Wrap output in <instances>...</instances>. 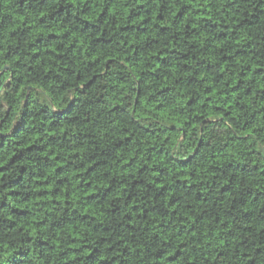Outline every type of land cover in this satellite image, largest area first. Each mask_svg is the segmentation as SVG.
I'll return each instance as SVG.
<instances>
[{
  "label": "clouds",
  "instance_id": "1",
  "mask_svg": "<svg viewBox=\"0 0 264 264\" xmlns=\"http://www.w3.org/2000/svg\"><path fill=\"white\" fill-rule=\"evenodd\" d=\"M257 2L47 0L40 5L35 0L36 7H25L21 12L15 0H7L4 11L14 19L6 29H0V45H3L0 72L5 65L12 64L17 69V77L23 80L19 87L14 81L13 87L5 88L12 72L0 76V101L4 104L0 107V134L11 133L21 119L29 100V88L33 92L28 102L31 115L26 126L44 127L43 131L10 136V146L0 150V167L12 162V157L21 149L36 143L47 144L50 136L62 137L68 143L62 140L49 144L42 153L54 163L43 177L36 178L45 183L34 182L32 190L39 192L47 188L45 195L18 205L9 196L14 205L31 208L33 215L19 221L13 229L0 228V264H12L23 247L31 251L20 264H68L77 257H87L92 248L86 245H95L102 236L109 242L100 260H109L112 264H121V261L123 264H197L198 259L199 264L205 261L207 264H264V219H256L257 215L264 214V204L251 201L247 205L237 204L243 188H264V118L245 126V113L264 108L260 95L264 93V74L256 76L252 71L264 68V13L254 23H244L257 11ZM62 3L72 5L71 19H66V11L59 13ZM140 5L151 11L133 16V10L138 11ZM186 5L190 7L185 10ZM208 20L217 25L215 30L203 26ZM82 21L98 25L99 30L80 31L84 26ZM130 25L135 27L129 31ZM29 26L31 30L22 42L12 36L17 29ZM189 26L198 31L186 36ZM144 27L149 31H140ZM165 27L170 31L161 33ZM224 31L228 35L217 39V34ZM177 33H180L179 39ZM42 35L55 38L41 47H32ZM106 37L114 39L104 44ZM210 39L212 47H208ZM149 40L159 43L146 48ZM95 41L101 43L94 44ZM9 45L20 47L10 59L6 58ZM246 46L250 54H238ZM138 47L141 49L139 60L136 59ZM172 49L189 55L164 65L161 61ZM36 53L41 55L33 61ZM226 55L235 59L226 60ZM60 56L68 59H58ZM201 60L207 63L201 66ZM208 63L214 65L211 70ZM182 64L190 67L182 70ZM248 65L252 70L245 71ZM49 72L55 73L56 78L46 82L44 75ZM192 77L195 82L188 83ZM141 87L144 92L138 105ZM166 88L170 90L171 101L159 95ZM193 97H199L195 104L190 103ZM74 100L76 106L59 124L55 123L57 117L48 115L45 119L41 112L42 105H47L50 112L64 111ZM9 106L11 112H8ZM121 107L125 110L120 111ZM221 119L228 123H215ZM77 136L83 137L81 142H77ZM169 157L192 159L189 165L178 166ZM19 163L22 162L12 163L7 173ZM31 163L35 166L37 161ZM230 164L233 167H228ZM236 164L254 167L256 175H246ZM145 165L148 170L142 173L140 170ZM157 166L169 169L159 181L155 178L159 175ZM58 168L66 170L57 173ZM5 174L0 172V184ZM141 176L144 185L134 189L132 182ZM64 177H67L64 183H56ZM114 179L116 188L112 187ZM177 180L212 193L211 200L202 203L189 195L187 188L177 191L175 187H166L175 185ZM226 184L234 187L225 195L219 190ZM165 188L164 195L157 199L156 193ZM7 191H0V198ZM133 191L134 198L125 203ZM219 196L223 199H218ZM174 197L176 200L172 203ZM114 201L124 206L120 220L128 212L135 210L143 214L149 207L159 206L168 212L164 215L157 211L150 219H135L133 222L139 231L97 232L98 222L113 223L109 210ZM65 209L75 219L63 228L50 231L52 220L62 216ZM241 209L251 211L253 216L237 227L235 217L229 213H239ZM0 217L15 219L8 209L0 210ZM45 217L48 223L38 229L37 222ZM162 222L168 225L167 231L161 227ZM193 224H196L194 229ZM229 230L237 233L231 241L223 236ZM27 236L32 240L23 239ZM38 237L54 246L45 249V256H41V249L35 244ZM108 248L112 251H107ZM125 248L128 254L124 253ZM69 249L82 251L61 255ZM257 249L261 251L258 253ZM161 252L162 255H157ZM49 255L50 261L46 259Z\"/></svg>",
  "mask_w": 264,
  "mask_h": 264
},
{
  "label": "trees",
  "instance_id": "2",
  "mask_svg": "<svg viewBox=\"0 0 264 264\" xmlns=\"http://www.w3.org/2000/svg\"><path fill=\"white\" fill-rule=\"evenodd\" d=\"M7 2V0H0V29H6L7 26L13 21L14 17L7 13L6 11H4V5ZM47 2V0H39L40 5H43ZM15 3L19 6L18 7V11L23 12L25 7L28 8H34L36 7V3L35 0H15ZM264 5V0H258V2L256 3V9L257 11L253 13V16L249 19H247L246 21H244L245 24H252L254 23L256 20L259 19L260 14L264 13V8H262L261 6ZM187 7H190V5H186L185 6V10ZM67 12V17L66 19H71L72 18V5L68 4H61L60 9H59V13L63 14L64 12ZM144 11H151V9H146V7L144 5H140L139 10H133V16L139 15L141 12ZM55 15V14H54ZM77 19H79V17H77ZM43 22V20L41 21ZM83 23V28L80 29V31H88V30H92V31H97L99 30L98 25L92 24L91 22L88 21H82ZM206 28H209L210 30H215L217 28V25L215 23H213L211 20H208L207 22L204 23L203 25ZM133 27L135 26H129V28L127 30H131ZM157 27H159V25H157ZM228 26L225 25V28H227ZM31 30L30 26L26 27V28H20L17 29L16 31L12 32V36H16L18 37V39L22 42L23 38L27 35V33ZM140 31H149V28L144 27V28H140ZM170 29L168 28H161V33H167L169 32ZM198 29H191V27L189 26V30L185 32L186 36H191L193 34V32H197ZM228 35L227 31L224 32H220L217 34V39H222L225 36ZM233 36H235V33H232ZM55 36H49L47 38H45L43 35L35 42V44L32 45V47H41L43 45H46L49 40L54 39ZM176 38L179 39L180 38V33L176 34ZM111 39H114V37L112 38H105L103 40L104 44H108L111 42ZM96 43H101L100 41H95L94 44ZM159 43V41H153V40H149L147 42V44L145 45L146 48H151L154 44ZM185 43H187V41H185ZM212 40L210 39L208 41V47H212ZM0 47H3V45H0ZM62 47V45H61ZM75 47V45L73 46ZM192 47H196L195 44L192 45ZM20 51V47L19 45L17 46H12L9 45V50L6 54V58H12L13 56H15L18 52ZM140 51L141 49L138 47L137 48V53H136V59L139 60L140 59ZM256 49H251V52H255ZM238 54H243V55H248L250 54L249 48L248 46L241 48L239 50ZM260 54V53H257ZM41 53H36L35 55H33L32 59L33 61H35L37 59L38 56H40ZM189 55V53H184L181 52L178 49H172L171 51H169L168 56L163 59L161 61V63H163L164 65H168L170 64L174 58L179 59V58H187V56ZM58 59H63V60H67L68 57L67 56H60L58 57ZM224 59L226 60H233L235 59V57L233 56H228L226 55L224 57ZM199 63L201 64V66H204L207 62L206 61H199ZM17 65L19 67H23V65L19 64V61H17ZM190 65L188 64H182L181 65V69H187L189 68ZM207 67L209 70H211L214 65L208 63ZM30 71H34V69H29ZM252 70L251 65L246 66L245 71H249ZM11 71L12 72V79L8 80L5 84L4 87L5 88H11L13 87V83L15 81V86L19 87L20 82L23 80V77H17L16 75V71L17 69L13 67L12 64H7L4 66V70L3 72H0V76L3 75L4 72H8ZM254 71V74L256 76H260L261 74H264V68H258ZM38 76L40 75L39 73L37 74ZM152 75H157L156 73H153ZM56 78L55 73L53 72H49L46 75H44V80L47 82L49 79H53ZM219 79V77H218ZM195 82V78H189L188 83H194ZM141 85H143V81L139 82ZM244 82L241 81V84H243ZM210 90V89H209ZM248 91H251V89H248ZM33 92L32 88H29V100L28 102H30L31 99V94ZM140 92V97L137 98V104L139 105L142 101H141V97L143 95L144 89L143 87H141L139 89ZM159 95H162L166 100L171 101L173 98L170 95V90L169 89H164L162 93H160ZM261 99H264V93H261ZM101 100H103V96L100 97ZM199 97H193L190 100V103L195 104L198 101ZM28 102H26L25 104V108L24 111L22 113L21 119L17 122V124L15 125V127L13 128L11 133L8 134H0V150H3L6 146H10V141H9V137L10 136H14V135H21L23 133H31L34 131H43V125H41L39 128L37 129H33L31 127H27V122L28 119L31 115V112L28 108ZM76 106V101L74 100L73 104H71L66 110L64 111H56V112H50L49 108L47 105H42L41 106V112L45 114V119H47L48 115H53L55 117H57L55 123L59 124L61 119L63 118H67V113H70L73 108ZM0 107H4V104L2 101H0ZM125 109L123 107L120 108V111H124ZM8 112H11V107H8ZM264 112V108L256 110V111H252L251 113H245V117H246V121H245V126H249L251 124H253L254 122H258L260 119L264 118L261 117V113ZM208 123V122H206ZM215 123H219L221 125L227 124L228 121L225 119H221L220 121H216ZM175 127V126H174ZM177 131L179 130L178 128L176 129ZM154 131H159L154 130ZM77 140V142H81L83 137L81 136H77L75 138ZM238 139L244 140L246 139V137H239ZM64 141V143H68L67 140H65L62 137L59 136H50L48 139L47 144H40V143H36L34 145H32L30 148H26V149H21L17 152V154L15 156L12 157V162H10L7 165H4L2 167H0V172H5L6 174L3 176V184H0V191H3L4 189H8V191L5 193V195L3 196V198H0V210L2 209H8L12 215L15 217V219H6L3 217H0V228H7V229H13L16 227L17 223L21 220H28L31 218V216L33 215V212L31 210V208L29 207H24V208H20L16 205L20 204V203H24L26 201H29L31 199H33L36 196H40V195H45L48 192L47 188H41V190L39 192L37 191H33V183L35 182L36 184H43L45 183L42 180H37V177H43L45 175V172L47 170L48 167H50L54 161L49 159L47 156L42 155V153L44 152V150L48 147L49 144H56L59 143L61 141ZM160 151H163V149H161ZM59 159V157H58ZM170 160H175L176 164L178 166H187L191 163V159H182V158H176V157H169ZM35 160L37 161V164L34 166L31 162ZM17 161H20L22 163L17 164L16 168L14 170L11 171L10 174L7 173V169H10L12 167V163H15ZM228 167H233V165H229ZM235 167L240 168L242 172H244L246 175H251V176H255L256 175V170L254 167H249V165L245 164L243 166L236 164ZM66 169L64 168H58L57 169V173L63 172ZM148 170V166L145 165L144 168H142L140 171L146 172ZM156 171H158L159 175H157L155 178L157 181H159L160 179H162L164 176H166L169 172V169L167 167H161V166H157ZM67 179V177H64L63 179H59L56 181L57 184H62L64 183V181ZM145 180L143 178V176L139 177L138 179H136L135 181L132 182V187L134 189H138V186L144 185ZM113 188L117 187V183L116 180H113ZM149 187H155V185H149ZM166 187H175L177 189V191H183L185 188H187V193L189 195H194V198L200 202H206L211 200L212 198V193L210 192H205L203 190H200L198 185L193 184L191 187H189L187 185L186 181H182V180H177L175 185L172 186H166ZM234 187L233 184H226L223 188H221L219 191L221 193H224L225 195L227 194L228 191H231L232 188ZM195 189V192L193 191ZM165 189H161V191L156 193V198L159 199L161 196L164 195L165 193ZM135 191H133L132 193H130L128 200L125 201V203H127L128 201H131L134 196H135ZM9 196H11L13 198V200L16 201V205H14L10 200H9ZM218 199H223V196H219ZM176 198L174 197L172 200V203H175ZM249 201H251L252 204H264V188L261 189H257L255 187H247V188H243L241 190L240 193V197L239 200L237 201V204L239 205H247L249 203ZM159 211L160 213L167 215L168 209L166 208H159V206H155V207H149L146 208L143 212V214H137L135 212V210H133L132 212H128L126 215H124V219L120 220L119 218L124 214V206L121 205L118 201H114L113 202V207L109 210V214L112 218L113 223H100L98 222L95 225V230L97 232H109L112 231L114 232V234H120L122 230H128V231H139V228L137 226L136 223H134L133 221L135 219H150L152 214L154 212ZM262 213H264V210H262ZM175 213H173L174 215ZM230 215H233L235 217L234 223L236 224L237 227L242 226L241 222H246L249 219L252 218L253 213L251 211H243L241 209V211L239 213L236 212H231L229 213ZM75 219V217L71 216L68 212L67 209H65V212L62 216L55 218L52 220L51 222V227H50V231H52L53 229H59V228H63L64 226H66L67 224L71 223L73 220ZM81 220H84V217L80 218ZM257 220H261L264 219V214H259L256 216ZM119 221V222H117ZM48 223V219L47 217H45V219L37 222L36 227L39 229L41 228L43 225ZM161 227L167 231L168 229V225L164 224L163 222L161 223ZM192 228H196V224L192 225ZM184 229L182 228L181 231H183ZM11 234V233H9ZM53 235H55V231H53ZM237 235L236 232L234 231H226L225 233H223V236L225 239L231 241V239L233 237H235ZM132 239H135V236L131 237ZM23 239L27 240V241H31L32 237L27 236L24 237ZM108 239L106 237H101L99 238L95 245H86V247L92 248V252L87 256V257H77L74 260H71L68 262V264H80V261L83 260L84 264H97V261H100V264H112L111 261L109 260H100L101 255L104 253L105 251V245L108 243ZM35 244L37 247H39L41 249V256H45V249H49L51 247H54L53 245H51L49 240H46L42 237H38L35 240ZM114 247V246H113ZM195 250V249H193ZM30 249L27 247H23L20 249V252L17 254L16 257H14L12 259V264H20V261L22 260H27L29 253H30ZM82 251V249H69L68 252L65 253H61L62 256L68 255L69 252H80ZM107 251L111 252L112 248H108ZM261 250L257 249V252L259 253ZM124 253L128 254V249L125 248L124 249ZM163 253H157V255H162ZM223 254V253H221ZM47 260H51L52 257L49 255L46 257ZM121 264H123V261H121ZM197 264H199V259L197 260ZM205 264H207V261H205Z\"/></svg>",
  "mask_w": 264,
  "mask_h": 264
}]
</instances>
